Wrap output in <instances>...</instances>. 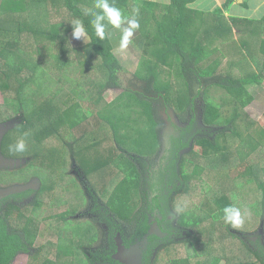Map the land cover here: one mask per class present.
<instances>
[{
	"label": "trees",
	"instance_id": "obj_1",
	"mask_svg": "<svg viewBox=\"0 0 264 264\" xmlns=\"http://www.w3.org/2000/svg\"><path fill=\"white\" fill-rule=\"evenodd\" d=\"M123 1L125 0H109V3L115 6ZM190 1L172 0L170 5L160 6L162 17L152 15L157 18V29L151 28L145 37H137V41L141 43L139 46L142 48V58L126 81L124 75L130 74V71L118 58L119 53L114 52L115 45L108 35L111 25L105 21L104 40H99L95 35L91 23L94 17L88 13L100 11L95 8L96 0H0V90L4 97V104L0 105V123L8 121L11 124L5 135L6 139L1 143V150L4 151V144L15 134L17 128L24 140L31 141L32 138L41 137V134H48L50 142L53 135L62 140L64 136L56 132L54 127L59 123L58 119L63 117L68 129L78 132V140H85L92 138L91 132L86 129L91 128L93 131L92 126L98 127V123L103 122L111 132L108 133L111 147L108 153L97 157L98 151H93L95 147L89 149L88 146L80 154L77 152L78 159L74 155L75 148L71 155L75 165L83 170L79 175H83L98 195L102 192L109 193L112 189V197L119 200V206H123L117 214L114 210L109 212L116 214L115 217L125 223L123 225L130 232L125 245L129 246L135 239L149 234L151 227L148 212L144 213L142 208H138L140 203L146 202V194L142 188L144 176L136 163L138 159H133L138 155L151 157L160 148L159 130L163 124L158 120L157 114L167 112L168 107L172 106L183 112L176 116L182 124H186L183 130H189L192 123L198 120L207 132L212 127L220 130L214 132L212 138L199 130L200 134L197 133L198 136L192 141L198 144L201 152L196 149L191 151L193 160L184 154L180 159L172 160L178 166V175L183 176L185 186H182L178 198H172L171 206L176 207V202H181L187 191L192 195L190 190L196 189L193 182L205 172L210 179L204 181L205 186L200 189L206 190V199L214 206L208 216L199 215L190 209L189 212L181 210L178 223L185 228L196 229L197 232L192 237L167 240L155 252L165 253L166 257L157 255L156 258L147 259L145 264H264V245L252 248L242 236L231 230L237 228L242 233L252 230L256 220L251 216L264 220V127L258 126L254 119H250L245 128L239 122L242 110L255 99V89L263 85L264 62H260V57L255 59L260 64V72L243 75L234 73L241 62L240 58L236 60L233 55H229L235 52L227 44H237L228 39L231 29L217 18L214 25L203 20L205 13L188 7ZM234 1L227 0L222 8L208 14L218 17ZM61 12L64 14L61 21L52 18L62 14ZM77 18L83 22L90 37V42L79 48L72 47L68 38V33L73 29L70 22ZM234 21H237L236 26L240 24L236 18ZM256 22L259 24L250 23L252 28L258 26V30L260 26H264V18ZM248 28L247 24L246 29ZM252 39L256 40L254 37ZM259 40L260 37L256 42ZM220 42L223 43L220 50L224 49L225 52L217 57ZM260 42L258 52L264 57V38ZM25 46L36 51L37 60L35 56L30 57L25 52ZM227 55L231 59L225 60L230 62L229 70L222 72L220 69L224 68L223 58ZM40 56L43 58L42 62H39ZM46 63L48 68L56 69L54 74L58 76L53 84L58 87L57 92L61 94L67 90L64 98H61L62 104L66 105L67 97L75 96L77 100H72L65 107L58 106L60 100L51 96L50 87L43 84L46 76H53L43 65ZM76 74H79L77 79ZM171 77L183 83V92L174 86ZM100 80L102 84L98 82ZM138 82L141 87L132 88ZM212 88L218 89L217 92L211 91ZM111 89L123 91L116 99L98 109L103 102L104 93ZM185 91L188 96L184 94ZM210 91L212 97L217 96L214 91L221 92L219 100L212 98ZM181 96L184 97L183 102ZM186 113L190 114L191 124L187 122L190 119L186 117ZM179 144L186 145L181 141ZM5 150L9 152L8 148ZM58 151H52L54 154L50 152L54 157V164L60 161ZM17 153L19 158L32 161V153ZM209 154L212 159L204 166L201 160L208 159ZM41 155H33V161L42 159L44 156ZM106 159L111 165L123 170V177L118 181L110 178L101 188L98 186V179L91 172L99 165L105 166ZM190 164L193 166L188 170ZM49 165L47 166L46 161L47 168ZM242 165H246L245 170L232 179L235 182L234 189L223 191L221 186L216 190L220 186L218 183L225 176L229 177L230 170ZM28 169L29 162L25 169L18 171L21 175L25 174V178L20 181L29 180L26 179ZM31 176L48 181L46 173L28 174L27 178ZM49 177L54 182L50 175ZM57 181L58 179L55 182ZM40 183L42 184L41 181ZM40 188L41 185L36 189L37 192ZM197 189L199 190L198 187ZM33 190L32 188L31 191ZM158 193H155L153 201H156L154 206L160 209ZM37 198L38 194L35 192L25 208H22L23 203L12 204V208L8 207L6 210L0 208V264H13L20 252L29 253L27 264H96V258L85 249H91L94 243L101 240V230L97 225V230L93 228L86 231L85 241L83 237L81 239L82 235L76 242L71 237L61 235L56 244L47 241L34 247L40 220L34 216L37 211L31 210L34 206L44 208L47 205L45 200L41 202ZM110 204L115 208L112 199ZM228 206L238 208L242 220L252 221L253 224L247 225L242 221L241 226H233L227 223L224 209ZM249 210L252 214L247 216ZM72 212L74 211L67 210L61 215L64 220H69L67 217ZM161 212L165 213L162 209ZM18 213L20 214L16 215ZM14 216L17 221L13 225ZM109 220L113 228L111 235L123 230L121 225ZM262 237L264 239V235ZM215 240L220 241V245L214 244ZM109 247L115 251L117 246L113 243ZM112 255L110 252L106 256L108 260H112V264H124L113 259Z\"/></svg>",
	"mask_w": 264,
	"mask_h": 264
},
{
	"label": "rangeland",
	"instance_id": "obj_2",
	"mask_svg": "<svg viewBox=\"0 0 264 264\" xmlns=\"http://www.w3.org/2000/svg\"><path fill=\"white\" fill-rule=\"evenodd\" d=\"M132 2V0L125 1V3L118 4L115 7L119 8L125 17H129L130 14L128 13V7L131 6ZM159 9L162 8L159 7ZM156 12L159 13L160 11L156 10ZM61 13L62 14L55 15L52 18L61 21L62 16L64 15L63 12ZM206 15H208V13H206ZM233 21L234 18H231V22H229V20L225 21V24H227L231 29V36H229L228 38L229 41L237 42V44H233V46L227 44L228 46L233 48L235 52L234 54L229 55H233L236 60L240 58L241 62V64H239L237 69H235L233 72L242 75L255 71L260 72V64L258 65L255 59L260 57V62H264V57H262L258 52V49L260 50L262 43L260 41L264 38V30H262L264 26H260V29L258 30V26L254 27L255 29H253L256 31H250L252 29L249 30L245 28L246 30L241 29L242 31L233 32V30L235 29ZM155 22L156 20H151V24L153 27ZM247 24L249 25V23ZM246 25L238 24L236 28L245 27ZM72 33L73 29L68 33V38L72 47L74 46L79 48L85 45V43L88 44L90 42V37L87 33L85 40H83L82 38H73ZM257 33H259V35H257ZM253 37L256 40H258V38L260 37V40L256 42V40L252 39ZM220 44L221 46H223L222 42H220L218 45ZM24 49L30 57L35 56L34 58L37 60L36 51L27 46H25ZM223 52H225L224 49L222 53ZM256 54H258L259 56H255ZM224 59L231 60L228 55L224 57ZM42 61L43 58L40 56L39 62ZM229 64V61H223L222 66H224V68L220 70L222 72H227L229 70ZM236 64L238 63L236 62ZM43 65L47 67V71L53 74V76L51 77L46 76L44 78L45 83L43 81V84L50 87L49 94L51 96L54 95V97H57L60 100L58 101L60 103H58V106L65 107L66 105L70 104L72 100H77L78 98L75 96L67 97L68 99L66 100V105L62 104L61 98H64L63 95L66 94L67 90L65 92H62L61 94L57 92L59 91L58 87L53 84V81H55V77L58 76L54 74L56 69L53 67L48 68L47 63ZM239 67H241V69H239ZM74 71L77 72L78 69L77 71ZM78 75L79 74L75 75V79H77L76 77H78ZM131 75L132 73H127L126 75H124L125 80H129V76ZM171 79L174 82V86H177L178 89L183 92V90H181L183 83H180V80H176L174 79V77H171ZM98 82L102 84L101 80ZM86 84L89 85L88 83ZM140 84L141 83L138 82V85H133L132 88H140ZM13 88H15V85ZM213 90H216L217 92L218 89L212 88L211 91ZM256 90L259 91L260 95L255 97V100H253L246 108L242 110L239 122L241 123L243 128H245V125L249 123L250 119H254V121H257L259 124L258 126H260L261 128L264 127V82L263 85ZM122 91L123 90L120 89L107 90L103 95V102L100 103L98 109L102 108L105 103H109L110 101L116 99ZM216 92L214 91L213 93H215L217 96L212 97L211 95V97L218 98L217 100H219L222 93ZM2 93L3 91L0 90V105L4 104V97ZM184 94L188 96L186 91L184 92ZM182 100H184L183 96H181V101ZM114 109L117 110L118 108H112V110ZM95 110H97V108ZM182 113V111H179L172 106L168 107L167 112L162 111L158 113V120L160 119L163 124L159 130L161 142L160 148H158L156 153L152 155L153 157L151 156L152 158L142 157L138 155L133 159H138L136 163L142 170V174L144 176L142 188L144 189V192L146 194V202H143V204L140 203L138 205V208H142L141 211L144 213L148 212L151 227L149 230V234L144 235L141 239H135L129 246L125 245V242L130 237V232H128L127 227L123 225L125 223L115 217L117 212L122 210L123 206H119V200L115 197H112V189L109 193L102 192L98 195L89 185L90 183L83 177V175H79V173H81V171L83 170L75 165L71 155V152L75 148L76 153L74 155L78 159V154L84 151V148L88 146L89 149H91V147H95L93 151H98V154H96L98 155L97 157L108 153L109 149L111 148L109 143L110 141L108 139V133L110 134L111 132L108 126H105L103 122L98 123V127L92 126L93 131L91 130V128L86 129L91 132L92 138L78 140V132L76 130L70 131L63 117L61 119H58L59 123L56 124L57 126H55L54 129L57 130L56 132H60L59 134L64 136L62 140L65 141V143L62 140H59V137L57 138L54 135L52 136L50 142L49 136L47 137L48 134L46 136L41 134V137L32 138L31 141L25 140L26 148L23 152L32 153L33 155H36L38 153L44 156L42 157L41 155L42 159L39 158L38 160L33 161V155H31L33 162L29 161L28 158H19L17 153L19 151L14 150L16 141L23 136L22 133H19L20 129L17 128V130H15L16 132H14L15 134L11 136L8 142L4 144V151H6L5 148H8L9 152L8 150L6 152H2L0 146V208L2 210H6L8 207V209L12 208V204L15 203V201H12L15 199L13 195L17 194L18 192H22L27 195L30 200L36 192L38 194L37 200H40L41 202L45 200L47 204L46 207L43 208V206H34V208L31 210V212L37 211V214H34V216L40 220L38 226L39 234L34 247L44 244L47 241H52L54 242V244H56V242L61 239V235L63 237H71V240L73 242L78 241V237L82 235L81 239L83 237V241H85L86 231L93 228L97 230L95 226L97 225V227L101 230V240H98L96 243H94L91 249H85L87 252L92 253L94 258H96V264H112V260H108V258L106 257L110 252L113 254V259L118 260L124 264L127 263L128 256L133 257L138 264H145L147 259L149 260L153 259L154 257L156 258L157 255L165 258V253L155 254L157 248L160 247L161 244L171 239L175 240L182 237H192L197 232L196 229L185 228L178 223L177 219L181 214V210H183L184 212H189L190 209V211L193 210L199 215L208 216L211 208L214 206L210 201H207V196H205V194H207L206 190L200 189V187L202 186L204 188V181L210 179L207 172L202 174V176H200L193 182L196 189L190 190L193 192L192 195L189 194V191H187V193L184 194L181 198V202H176V207L171 206L172 198H178V196L181 194L182 186H185L183 176L181 177L180 175H178V166L176 165V163H172V160H178V158L180 159V157H182V154H184V156H187L190 160H193L194 157L192 156L191 151L196 149V151L201 152L198 144L196 142H193L194 137L198 136L197 133L199 132V130H202V132L208 135V137L210 136V138L215 135L214 132L220 130V128L212 127L211 129L209 128V131L207 132V130H203L205 128L201 125H198L195 131H189L185 129L183 130L186 124L184 122L182 124L176 117L177 115L180 116ZM186 117H190V114L186 113ZM8 123L10 122L7 121L3 124L0 123L1 143L6 139L5 135H7V133L9 132V127H11V124ZM209 133L211 135H209ZM86 134L87 133H85L84 136H86ZM180 141L182 143L185 142L186 145L180 146ZM55 149L59 150L57 156L59 157L60 161L54 164V157L52 158L50 152L54 151ZM208 156V159L201 160V163H203L204 166H207L208 160L212 159V155L210 156L209 154ZM46 161L47 166L50 164L48 168L46 167ZM28 162L29 169L27 171L28 173L26 174V179H29L27 178L28 174L39 175L40 173H46L48 175V181L46 182L45 180L31 179L21 182L20 179L25 178V174L21 175V172L19 173L18 171H20L21 168L22 170L25 169L28 165ZM60 164H62V166ZM246 165H248V163ZM246 165H242L230 170V178L225 176L218 183V185L220 186L217 187L216 190L218 188H221V186L223 191L234 189L235 182L232 179H234V177H236L238 173L244 171ZM192 166L193 165L190 164L187 169H191ZM91 173L93 177H96V179H98V186H100L101 188L106 182L110 180V178L121 180L123 177V170L116 168V166L111 165V163L109 162L105 166L99 165L97 168L93 169ZM49 175L53 178L54 182H52V179L49 177ZM57 179L58 181L55 182ZM40 181L42 182V184L40 183ZM213 184L214 183L212 182V185ZM40 185L42 188H40L37 192L36 189H38V186ZM197 187L199 188V190L197 189ZM32 188L34 189L33 191H31ZM171 190L172 192L170 193ZM156 192H159L158 200L161 203L160 209H157L154 206V203H156V201H153V197ZM110 199H112L113 203L116 205L115 208L110 204ZM28 201L23 203L24 205L22 206V208H25V204ZM161 209L166 214H162ZM67 210L74 212H72L73 214L67 217L69 220H64V217L61 214ZM113 210L116 214H111L109 212ZM13 213L16 212L13 210ZM27 213L28 212H26V214ZM247 213V216H250V214H252V211L249 210L247 211ZM19 214L20 213L16 215ZM15 216L14 220L12 221L13 225L17 221V219H15ZM251 217H254L253 220H256V222L255 226L252 228V230H249V232L242 233V230L240 231L237 228H233L231 230L232 232L242 236L252 248L256 249L257 245H264V239L262 237L264 235V220H262V218L259 219L255 216ZM109 219H111L117 225H121L120 227L123 230L117 231L116 234L111 235L113 232V228L110 226L111 221ZM242 221L247 225L253 224L252 221ZM239 226H241V224ZM209 242L210 240H208V243ZM113 243H116L117 246L115 251L112 250V247H109V245L111 246ZM214 244L220 245V241L215 240ZM28 258V252H20L14 259L13 264H27Z\"/></svg>",
	"mask_w": 264,
	"mask_h": 264
},
{
	"label": "crops",
	"instance_id": "obj_3",
	"mask_svg": "<svg viewBox=\"0 0 264 264\" xmlns=\"http://www.w3.org/2000/svg\"><path fill=\"white\" fill-rule=\"evenodd\" d=\"M125 1H130V0H125ZM125 1H123L122 4L125 3ZM132 1L133 2L131 3V6L128 7V13L130 14L129 17H132L134 15V13H132L134 8H139V14L138 16H136V18L139 20L140 27L135 31V34L132 37V42L129 44V48L127 47L126 49H120L118 47L122 34L121 30L114 29L111 27L108 33L109 37L112 39L115 45L114 52L119 53L118 58L122 63H125L130 73L136 70V68L138 67V62H140L142 58L141 56L142 48L140 47L141 43L140 41L139 42L137 41V37L138 36L145 37V35H147L146 33L148 32V30H151V28H153L154 30L157 29V22H155L153 27L151 24V20L155 21L157 18L162 17L161 15L163 14V12L161 9H159V7L170 5L172 0H132ZM226 1L227 0H191L187 4V6L195 10L203 11L205 13V18H203V20H208L211 23V25L215 24V22L217 21L215 20L216 18L220 21H223L224 23L226 20H229V22H231V18H236L240 22V24L246 25L247 23H249L248 29H253L251 27V24H259L256 21L264 18V0H240V1L235 0L228 7V9L223 11V13L218 15V17L215 14L214 16H212L211 14L206 15V13H212V12L214 13V11L217 10L218 8H222V6H224ZM156 10H159L160 12L158 13L156 12ZM154 14L155 16H157V18L152 16ZM233 22L235 25L236 24L235 22L237 21H233ZM245 28L246 26L236 28L235 25V29L233 30V32L235 31L239 32L242 31L243 29L246 30ZM220 47L221 44L218 45L219 51L217 50L218 51L217 57L223 55L221 54L222 51L220 50ZM225 59L223 58V61H225ZM259 95H260L259 91L255 89L254 96L257 97ZM200 123H201L200 120H198V122L195 121L194 123H192L193 131L196 130L198 125H201ZM105 161L108 164V159L104 160V162ZM34 177L37 178L36 176Z\"/></svg>",
	"mask_w": 264,
	"mask_h": 264
},
{
	"label": "clouds",
	"instance_id": "obj_4",
	"mask_svg": "<svg viewBox=\"0 0 264 264\" xmlns=\"http://www.w3.org/2000/svg\"><path fill=\"white\" fill-rule=\"evenodd\" d=\"M95 8L99 9V12L89 11L88 14L92 15L94 19L92 20V26L95 31V35L99 40H104L106 36V25H111L112 28L121 30V38L118 47L120 49H126L128 45L132 42V37L135 31L139 29V20L136 18L139 14V8H134L132 17H125L121 10L115 7L113 4L109 3V0H96ZM73 28V38L83 39L86 37V30L84 28L83 22L77 18L70 22ZM27 135V133H25ZM26 148L25 140L20 138L16 141L14 145V150L23 152ZM224 218L227 223L233 226H239L242 223L241 212L238 208L234 206H228L224 209Z\"/></svg>",
	"mask_w": 264,
	"mask_h": 264
},
{
	"label": "flooded vegetation",
	"instance_id": "obj_5",
	"mask_svg": "<svg viewBox=\"0 0 264 264\" xmlns=\"http://www.w3.org/2000/svg\"><path fill=\"white\" fill-rule=\"evenodd\" d=\"M189 119H190V121L188 120L187 122H188V124H191V118L189 117ZM189 131H193V124H192V127L189 129ZM31 179H34L35 180V177L34 176H31L30 178H29V180H31ZM28 181V180H27ZM21 182H23V181H21ZM90 185V184H89ZM91 186V185H90ZM94 190V189H93ZM95 191V190H94ZM96 192V191H95ZM22 193H20V192H18L17 194H14L13 196L15 197V199L14 200H12V201H15V203H13V204H18V205H22V203H24V202H26V201H28V196H26L25 194H23V196H21V197H19V195H21ZM95 212V211H94ZM14 262V261H13Z\"/></svg>",
	"mask_w": 264,
	"mask_h": 264
},
{
	"label": "water",
	"instance_id": "obj_6",
	"mask_svg": "<svg viewBox=\"0 0 264 264\" xmlns=\"http://www.w3.org/2000/svg\"><path fill=\"white\" fill-rule=\"evenodd\" d=\"M8 128V127H7ZM0 146H1V142H0ZM126 264H138L133 257L128 256L127 257V263Z\"/></svg>",
	"mask_w": 264,
	"mask_h": 264
}]
</instances>
